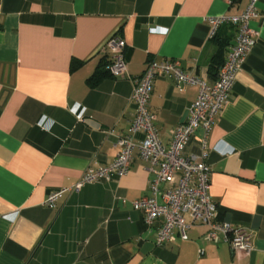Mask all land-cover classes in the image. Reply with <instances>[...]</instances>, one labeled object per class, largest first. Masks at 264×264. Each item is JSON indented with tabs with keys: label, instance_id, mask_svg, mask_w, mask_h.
<instances>
[{
	"label": "crops",
	"instance_id": "obj_1",
	"mask_svg": "<svg viewBox=\"0 0 264 264\" xmlns=\"http://www.w3.org/2000/svg\"><path fill=\"white\" fill-rule=\"evenodd\" d=\"M248 4L0 0V264H264V0L250 23L256 44L207 139L218 219L251 236L250 254L205 242L201 226L188 241L157 246L159 224L148 226L131 205L149 194L154 178L137 148L123 178L66 193L56 209L44 205L88 168L113 163L132 125L129 79L108 75L88 83L108 71L112 35L126 42L131 76L142 75L150 60L177 59L212 85L238 31L222 24L210 38L208 19L237 16ZM73 61L80 63L75 70ZM197 96L195 86L179 90L169 78L156 80L149 107L165 145ZM204 135L202 128L195 132L186 155L201 154Z\"/></svg>",
	"mask_w": 264,
	"mask_h": 264
},
{
	"label": "built area",
	"instance_id": "obj_2",
	"mask_svg": "<svg viewBox=\"0 0 264 264\" xmlns=\"http://www.w3.org/2000/svg\"><path fill=\"white\" fill-rule=\"evenodd\" d=\"M260 0H249L244 12L237 16L209 18L210 38H214L222 24L237 28L236 42L230 47L226 60L220 67L217 80L208 85L185 69L180 60H150L142 75L133 77L125 59L126 42L112 35L105 44L109 53L110 75L115 79H129L133 84L130 101L135 106V116L127 134L117 142L118 153L111 164L88 168L73 186L52 192L44 205L56 209L66 193L80 192L86 185L102 181L111 182L126 176L134 161L137 148L141 158L154 173L149 183V194L131 202L134 210L142 213L148 226L158 225L156 245L163 247L175 242L189 240V231L196 226L207 229L203 240L215 245L226 243L236 254H250L253 250L251 236L243 229L218 219L219 206L213 200L211 167L207 163L208 136L218 116L230 102L238 73L257 41V32L250 27L258 18ZM158 78L173 80L176 87L198 88L197 99L190 105L185 122L171 131V141L165 145L156 127V115L150 110L149 101ZM205 132L200 155H186L185 151L195 132ZM143 133L137 144L135 137ZM123 203L127 200L122 199ZM203 255L204 251L200 250Z\"/></svg>",
	"mask_w": 264,
	"mask_h": 264
},
{
	"label": "trees",
	"instance_id": "obj_3",
	"mask_svg": "<svg viewBox=\"0 0 264 264\" xmlns=\"http://www.w3.org/2000/svg\"><path fill=\"white\" fill-rule=\"evenodd\" d=\"M80 66V63L79 62H75L73 61L72 62V65H71V68L72 70H75L77 69L78 67ZM110 75V72L109 70L107 72H104V71H97L89 80H88V83L92 86H95L97 85L104 77Z\"/></svg>",
	"mask_w": 264,
	"mask_h": 264
}]
</instances>
